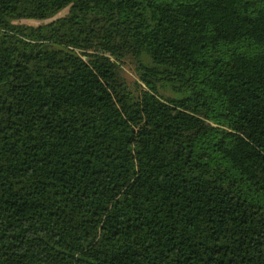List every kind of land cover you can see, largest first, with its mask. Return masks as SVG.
I'll use <instances>...</instances> for the list:
<instances>
[{
	"label": "trees",
	"instance_id": "obj_1",
	"mask_svg": "<svg viewBox=\"0 0 264 264\" xmlns=\"http://www.w3.org/2000/svg\"><path fill=\"white\" fill-rule=\"evenodd\" d=\"M0 264H264V0H0Z\"/></svg>",
	"mask_w": 264,
	"mask_h": 264
},
{
	"label": "rangeland",
	"instance_id": "obj_2",
	"mask_svg": "<svg viewBox=\"0 0 264 264\" xmlns=\"http://www.w3.org/2000/svg\"><path fill=\"white\" fill-rule=\"evenodd\" d=\"M69 7H65L63 9H61L60 11H58L53 17L50 18H46V19H37V18H15L12 19V22L15 24H19V23H31V24H38L40 22H44V21H49L52 18H56L58 16L64 15L65 13L68 12ZM95 50L97 51H101V52H105L108 54H112L111 53V47L109 44H106L104 42H98L95 46ZM123 69V72L125 74V76L130 80V81H135L138 78V74L136 71V64H135V60L133 59L132 56H126L122 59H120L118 61Z\"/></svg>",
	"mask_w": 264,
	"mask_h": 264
}]
</instances>
